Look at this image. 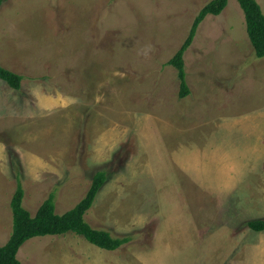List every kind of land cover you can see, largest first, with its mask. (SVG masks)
Returning <instances> with one entry per match:
<instances>
[{
    "label": "rangeland",
    "instance_id": "374dc122",
    "mask_svg": "<svg viewBox=\"0 0 264 264\" xmlns=\"http://www.w3.org/2000/svg\"><path fill=\"white\" fill-rule=\"evenodd\" d=\"M211 1L3 0L0 65L33 77L50 111L19 120L42 130L25 139L41 158L20 152L27 164L7 170L0 156V246L19 182L33 214L51 193L63 213L99 170L109 180L87 219L133 236L115 251L38 236L20 264H264V231L244 225L264 217V57L239 1L199 23L184 54L188 96L170 64Z\"/></svg>",
    "mask_w": 264,
    "mask_h": 264
},
{
    "label": "trees",
    "instance_id": "16d2710c",
    "mask_svg": "<svg viewBox=\"0 0 264 264\" xmlns=\"http://www.w3.org/2000/svg\"><path fill=\"white\" fill-rule=\"evenodd\" d=\"M244 10L247 31L256 55L264 57V12L257 0H238ZM3 0H0V5ZM228 0H212L199 13L196 18L190 36L177 54L170 60L174 65L181 80V97L191 93L186 79L184 54L191 44L195 31L201 20L208 14L218 15L227 5ZM0 78L11 87L20 90L23 76L12 72L0 65ZM109 180L105 170L97 171L93 176L91 186L85 196L70 210L58 212L55 193H51L39 206L35 214L24 206L25 190L21 182L12 198L13 232L8 242L0 246V264H20L17 257L20 247L29 239L38 236H60L74 233L84 237L88 242L105 250L115 251L121 249L132 239V235H116L111 229L94 226L87 219L89 210ZM254 232L264 231V217L249 219L244 223Z\"/></svg>",
    "mask_w": 264,
    "mask_h": 264
},
{
    "label": "crops",
    "instance_id": "0c3cea01",
    "mask_svg": "<svg viewBox=\"0 0 264 264\" xmlns=\"http://www.w3.org/2000/svg\"><path fill=\"white\" fill-rule=\"evenodd\" d=\"M20 75L23 76L20 90L11 87L6 81L0 78V96L4 97V98L0 97V130L5 131L6 128H10V125L14 126L15 123L18 122L20 123V121H26L24 119H29V117L27 116L28 111L33 113L34 118L37 117V113L40 111L45 112V114L50 111V107L47 105L48 102L44 100L43 94H41L39 98V95L35 93L37 91L33 90V87H35V89L38 87V84L34 85L35 79L24 73ZM18 93L20 95H17ZM3 107L4 109L1 111V108ZM6 109L8 111H6ZM30 126L28 127L22 126L21 124L19 127H17L15 130L11 132L7 131V134L4 137H2V134L0 135V156L1 155L3 156V160L6 165L5 168L7 170H9L8 166L11 167L15 163V162L12 163V161H16L17 159L18 160L20 159L21 156L18 155V153L20 152L21 154L25 151L27 152V154L29 151L32 152L33 155H29L28 160L36 157L41 158V154L34 151V149L30 150L29 149L30 146H25L26 145L25 139H27L29 142H35V144L38 143L39 141H42V137H43L42 130H39L38 134L34 136L33 133L35 130H32ZM72 135L74 136L73 139L75 140L76 132L73 133ZM26 155L24 156L23 159L22 158L20 159L21 160L20 162L24 163L25 165L27 164ZM43 159L45 164L50 162V160L44 157ZM24 164H22L21 169L24 170V172L26 173V168ZM52 164L53 163H50L49 166L53 167ZM68 167H69V162L67 168ZM54 170L58 172V169L55 166H54ZM18 172L23 173L21 171Z\"/></svg>",
    "mask_w": 264,
    "mask_h": 264
}]
</instances>
